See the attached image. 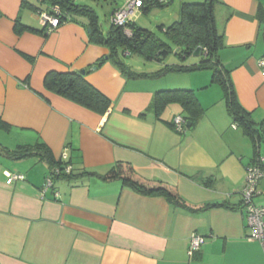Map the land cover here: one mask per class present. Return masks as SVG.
<instances>
[{
    "label": "crops",
    "instance_id": "1",
    "mask_svg": "<svg viewBox=\"0 0 264 264\" xmlns=\"http://www.w3.org/2000/svg\"><path fill=\"white\" fill-rule=\"evenodd\" d=\"M220 1L214 10L224 32L219 58L260 134L255 147L233 126L215 91L208 93L203 69L195 70L197 86L189 88L203 113L177 131L172 117L186 115L178 102L157 115L146 111L157 91L170 90L156 77L128 78L108 59L90 70L108 49L90 41L85 16H68L46 32L38 10L0 0V149L43 142L54 159L66 153L74 172L72 180L55 178L41 196L50 171L45 159L14 160L0 152V264H264L260 243L248 237L240 194L246 166L264 154V71L258 66L264 30L256 15L264 0ZM18 24L31 29L17 31ZM81 69L111 100L104 114L43 86L48 71ZM118 161L174 185L188 204L212 206L191 211L99 177ZM6 171L25 179L10 180ZM257 190L256 201L264 204V176ZM192 233L205 239L189 256Z\"/></svg>",
    "mask_w": 264,
    "mask_h": 264
},
{
    "label": "trees",
    "instance_id": "2",
    "mask_svg": "<svg viewBox=\"0 0 264 264\" xmlns=\"http://www.w3.org/2000/svg\"><path fill=\"white\" fill-rule=\"evenodd\" d=\"M38 1L39 3H47L49 9L53 6H58L62 21L74 15L85 16L87 19L85 26L88 30L90 41L105 46L108 49L107 59L116 65L128 78L157 77V73L133 71L122 61V57L127 53H136L144 59L160 61L172 51L171 44L177 47L178 54L185 56L191 54L197 46H201L204 57L198 63L191 66L171 65L161 70L193 71L211 68L213 70L211 82H219L221 84L225 92V107L231 116L233 124L242 128L244 133L252 140L254 147L257 145V140L261 138L260 134L254 127V122L249 112L239 104L229 71L224 68L219 58V51L224 47V32L217 26L214 10L215 6L221 3L220 0L182 2L179 20L174 21L170 25H158L157 32L141 27L130 19L126 23V27L131 31V35L129 36L124 33L123 26H117L112 23L106 31H103L97 23L95 11L89 5L78 4L73 0ZM169 2V0L165 2L159 0H141V5L138 8L147 12L153 7H163ZM22 4L24 6L28 5L34 10H39L40 8V5L31 4L27 0H22ZM256 15L260 21L262 30H264V9L261 5L258 7ZM22 29L31 28L23 24L16 25L17 31ZM22 55L31 59V57L23 53ZM104 60L106 59L102 58L94 65H100ZM81 70L48 71L43 78V86L47 91L64 96L99 114H104L110 107L111 100L90 84L85 78L87 71L84 69V72H81ZM171 102H178L182 106L186 115H182L181 113L179 115L183 117L185 123L194 124L203 113V108L191 89L157 91L146 111H151L156 115L160 114L165 106ZM146 111L142 112L140 116H144ZM0 152L7 158L14 160L31 155L45 159L50 167L48 176L53 181L55 178L66 177L72 180L74 177L73 168L69 173L63 172L65 165L70 164L72 167L70 160H63L61 157L54 159L43 142H37L33 145H20L16 149L2 147ZM55 168L59 169L58 173H55ZM99 177L103 180L118 179L123 185L130 187L137 193L147 196H162L173 205L184 207L191 211L194 210L193 208L206 209L212 206L204 205L197 207L188 204L179 196L174 185L158 179L145 178L136 172L127 162L118 161L114 163L107 172L99 175Z\"/></svg>",
    "mask_w": 264,
    "mask_h": 264
},
{
    "label": "rangeland",
    "instance_id": "3",
    "mask_svg": "<svg viewBox=\"0 0 264 264\" xmlns=\"http://www.w3.org/2000/svg\"><path fill=\"white\" fill-rule=\"evenodd\" d=\"M125 0H75L76 3L89 5L95 11L97 15V23L103 31H106L110 24L111 13L114 8L119 7L124 3ZM170 2L163 7H153L149 11L144 12L142 9L136 8L133 21L144 28L157 32L158 25H170L174 21L180 18V6L182 2H200L203 0H169ZM39 15V14H37ZM172 51L169 52L162 60H147L142 58L139 54H125L122 57V61L126 66L131 68L135 72H152L157 73V84H161L171 90L174 89H189L196 88L197 83L194 84L193 75L196 73L195 70H168L165 67L171 65L177 66H191L198 63L204 54L200 55H183L178 54L177 47L171 44ZM205 72L208 73L210 81L208 84L211 88L208 93L217 94L216 98L225 107V92L219 82H211L213 70L211 68H204ZM195 95V94H194ZM2 159V158H0ZM44 165V164H41ZM43 167V166H41Z\"/></svg>",
    "mask_w": 264,
    "mask_h": 264
},
{
    "label": "built area",
    "instance_id": "4",
    "mask_svg": "<svg viewBox=\"0 0 264 264\" xmlns=\"http://www.w3.org/2000/svg\"><path fill=\"white\" fill-rule=\"evenodd\" d=\"M165 2L167 0H159ZM141 0H125L124 3L111 13L110 21L117 26H123V31L126 35H131V31L126 27V23L133 19L136 8L140 7ZM39 17L46 32H50L57 28L63 21L60 19V10L58 6H53L50 9L38 10ZM258 66L264 71V57L258 60ZM185 120L179 114L172 118V125L175 130L180 131L184 127ZM186 124V123H185ZM236 126V125H233ZM61 159L66 160V153L60 155ZM72 170L70 164L63 168V172L69 173ZM59 169L55 168V173ZM6 175L10 180L25 179V175L18 172L6 171ZM264 176V154H257L250 164L245 168L244 184L241 190V203L245 213L246 226L249 229L248 237L258 241L261 245L264 254V204H259L256 201L258 195L257 186L260 179ZM53 180L50 176L45 178L43 187L40 190L41 196L45 191L52 187ZM54 196L58 197V191H54ZM204 236L197 233H192L189 237V246L187 253L192 256L204 242Z\"/></svg>",
    "mask_w": 264,
    "mask_h": 264
},
{
    "label": "water",
    "instance_id": "5",
    "mask_svg": "<svg viewBox=\"0 0 264 264\" xmlns=\"http://www.w3.org/2000/svg\"><path fill=\"white\" fill-rule=\"evenodd\" d=\"M202 53V47L201 46H197L193 51H192V55H200ZM104 59H107V55H105L104 57H103ZM96 65H93V66H91L90 67V70H94V69H96ZM81 72H84V69H82L81 70ZM190 125V123L189 122H186V126H189Z\"/></svg>",
    "mask_w": 264,
    "mask_h": 264
}]
</instances>
